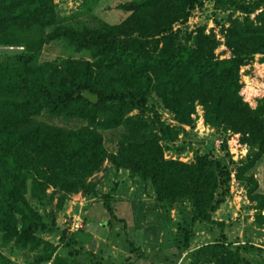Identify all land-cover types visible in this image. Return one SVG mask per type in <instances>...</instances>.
Segmentation results:
<instances>
[{"label": "trees", "instance_id": "obj_1", "mask_svg": "<svg viewBox=\"0 0 264 264\" xmlns=\"http://www.w3.org/2000/svg\"><path fill=\"white\" fill-rule=\"evenodd\" d=\"M260 1L216 0L242 13L230 16L225 28L232 56L219 58L213 29L199 28L193 45L178 41L174 25L189 16L196 0H131L122 5L129 12L125 19L103 26L64 22L55 0H0V46L7 47L0 54L3 244L14 241L38 251L37 262L49 261L53 245L34 233L45 221L28 201V191L42 199L49 188L64 194L88 190L107 160L150 180L159 201L188 200L196 218L214 222L229 181L225 165L203 155L193 162L166 158L156 121L144 114L154 110L147 104L153 94L182 124L193 121L200 104L208 123L241 133L243 142L255 146L246 167L253 166L264 155V109L244 100L240 70L257 53L264 59V10L251 17ZM59 39L77 51L89 50L94 59L40 61L44 45ZM86 90L98 95L97 102L83 95ZM43 111L87 124L66 129L41 122ZM120 126L126 131L118 150L109 152L98 128ZM160 126L169 138L177 137L176 126ZM252 196L264 208V194ZM256 221L264 223L262 212ZM241 252L208 243L183 264H254Z\"/></svg>", "mask_w": 264, "mask_h": 264}, {"label": "rangeland", "instance_id": "obj_2", "mask_svg": "<svg viewBox=\"0 0 264 264\" xmlns=\"http://www.w3.org/2000/svg\"><path fill=\"white\" fill-rule=\"evenodd\" d=\"M129 1L55 0L64 22L89 26L119 23L129 15L122 7ZM261 10L264 0L251 17ZM241 14L233 7L218 6L216 0H196L189 16L177 22L174 30L181 44L193 45L199 28L207 33L213 29L220 41L216 56L228 58L233 49L227 43L225 28L230 16ZM5 49L0 46V54L7 52ZM63 58L94 59L89 50L77 51L64 39L44 45L40 54V61ZM240 74L244 100L253 108L264 109L263 54L249 57ZM147 104L154 110L144 115L156 121L155 130L161 137L166 158L193 162L197 155H203L225 165L229 181L224 201L212 214L215 221L196 218L188 200L159 201L150 180L107 160L91 177L88 190L64 194L49 188L42 199L32 196L29 190L28 201L45 221L34 233L52 243L51 259L37 262L38 251L22 249L14 241L5 245L0 232V264H183L189 261L194 249L215 242L239 248L245 259L264 264V223L256 221V214H264V208L252 199V195L264 194V155L253 166L246 167L256 152L255 146L243 142L241 133L208 123L200 104L196 105L190 124L179 123L155 94ZM37 118L66 129L87 124L81 118L54 116L44 111ZM161 122L176 126L177 137L171 139L164 134ZM98 129L108 151L116 152L126 128ZM247 177H253L254 181L249 182Z\"/></svg>", "mask_w": 264, "mask_h": 264}, {"label": "water", "instance_id": "obj_3", "mask_svg": "<svg viewBox=\"0 0 264 264\" xmlns=\"http://www.w3.org/2000/svg\"><path fill=\"white\" fill-rule=\"evenodd\" d=\"M83 95H84L86 98H88L89 100L93 101V102H97V100H98V95H96V94H92V93H90V92L87 91V90L83 92Z\"/></svg>", "mask_w": 264, "mask_h": 264}, {"label": "built area", "instance_id": "obj_4", "mask_svg": "<svg viewBox=\"0 0 264 264\" xmlns=\"http://www.w3.org/2000/svg\"><path fill=\"white\" fill-rule=\"evenodd\" d=\"M77 225V224H76ZM78 226V225H77Z\"/></svg>", "mask_w": 264, "mask_h": 264}]
</instances>
